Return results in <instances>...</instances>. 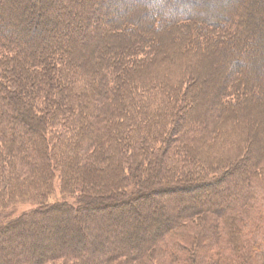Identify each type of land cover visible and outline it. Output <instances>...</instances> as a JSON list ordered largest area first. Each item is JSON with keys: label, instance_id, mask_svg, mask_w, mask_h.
<instances>
[{"label": "trees", "instance_id": "obj_1", "mask_svg": "<svg viewBox=\"0 0 264 264\" xmlns=\"http://www.w3.org/2000/svg\"><path fill=\"white\" fill-rule=\"evenodd\" d=\"M169 1L0 0V245L27 237V225L52 224L46 239L24 246L29 255L12 252L2 264L187 263L179 249L191 240V220L201 210L220 215L218 221L225 224L235 219L221 226L219 235L229 232L228 242L220 239L219 264H226L229 250H237L232 235L239 233L237 220L255 192L249 163L256 155V138L249 128L237 134L242 121L235 113L226 115L264 98V0H174L180 7L192 4L183 9ZM57 25L59 33H52ZM98 41L104 46L98 48ZM212 44L219 45L225 76L209 111L220 120L216 125H226L219 137L231 136L233 142L217 157H205L206 150L198 155L197 148L192 153L177 148L180 141L171 137L203 141L216 133L210 116L196 123L187 117L192 102L187 74L193 66L182 62L192 58L202 66ZM112 168L119 184L91 180L101 173L109 180ZM231 173H236L233 184H221ZM153 181L157 187L145 195L165 196L203 182L212 183L216 194L220 184L234 191L224 200L164 197L170 208L164 211L156 204L159 214L144 224L136 222L137 210L129 201L117 207L127 206L131 224L105 210L115 204L95 202L99 196L137 201L143 186ZM24 204L30 210L15 217V208ZM155 207L146 205V211L154 213ZM100 211L106 215L96 218L106 225L94 235L97 222L78 219V224L71 218L72 213L84 217ZM149 226L154 234L136 240ZM123 227L133 230L132 242L124 243ZM106 232L110 243L103 237Z\"/></svg>", "mask_w": 264, "mask_h": 264}, {"label": "rangeland", "instance_id": "obj_2", "mask_svg": "<svg viewBox=\"0 0 264 264\" xmlns=\"http://www.w3.org/2000/svg\"><path fill=\"white\" fill-rule=\"evenodd\" d=\"M192 1L197 4L204 0H192ZM119 2L120 0H116V3H119ZM137 2L138 0H131V2L129 3L134 4ZM123 3L126 4L128 2L124 1ZM169 3L170 5L174 4L180 7V4L174 3V0H170ZM7 5L10 7L9 3ZM187 6L192 7V4L191 5L182 4L183 8H186ZM182 7L180 8L183 9ZM100 9L102 10H99V12L103 16V13L105 12L104 10L105 7L100 6ZM25 12L26 13L29 12L28 9H26ZM46 16L47 14H45L44 12V17ZM41 20H42L41 22L45 21L44 18ZM58 27L59 25L53 27L52 33H59ZM262 28L264 29V27ZM89 32L91 33V31ZM103 43L104 41H100V42L98 41L97 42V45H99L98 48H101ZM162 49H164V51L168 50L167 47H163ZM172 49L174 48H170V50ZM160 50L161 48L160 49L157 48L158 53ZM217 50H219V45L212 44L211 47L209 48V51H207V55H205L204 59H202L203 60L202 66L200 65V63L197 64L196 62H194L192 58L184 59L182 61V62H186V65L190 64V66H193L192 67L193 71L187 74L191 78L190 82L192 83L190 90L188 92L189 93L188 98L192 100V102H190L189 100L190 103L188 104V107L190 110L187 109V112H186L188 113L187 117L192 123H196V121L202 122L203 120H206L210 116V118L208 119L209 121L211 120L210 122L212 121L214 122L213 125H215L216 133L215 134L208 133L209 131L205 128L206 134L208 133L207 137H205L206 139L208 138L207 143L205 142L206 139L203 141L202 139L195 141V139L191 140L190 139L191 137L184 138L182 136L179 139L174 138L175 135L171 137V139L173 138L175 141H178V140L180 141V143L177 145V148L185 147L190 150L192 148H197L199 149V151L197 152L198 155L202 153L204 150H206L205 157L210 156V155L217 157V155L215 154H218L224 148V146L227 147V144H231V142H233V140H231V136L225 137V138L219 137L218 132H220V130L226 131L225 129L226 125H223V128H222V125H216V123L219 122L220 120H215L217 117L215 115L212 116V113L209 111V109L213 105V102L215 100L218 101L217 98L215 97L216 96L215 92H216V89L220 85V81L222 77L224 78L225 76V65L224 67H223V63L221 65L220 59L217 56ZM154 51L156 52V50ZM171 54L173 56V51H171ZM149 55H151V53ZM189 61L190 63H188ZM200 66L202 67V69L200 68ZM190 74L191 75L193 74L194 78ZM227 98H228V94L226 93V95L222 98V100L225 101L227 100ZM252 104H253L252 106L248 105L247 109H242L241 111L239 110L232 111L226 115L228 116V115H232L235 113V116L239 117V119L242 121L243 125H241L239 129H236L237 134L238 133L240 134V132H242L241 131L242 129L245 132L246 129L249 128V134H251V132L254 131L252 134H254L256 138V144H255L256 155L252 157L253 161L251 160V162L249 163V166L251 165L253 167L251 171L253 173V179H254L253 185H254L255 192L250 196V197H253L251 199L252 201L249 203V206L243 212L242 217H240V221L239 219L237 220V222L239 223L238 225H239L240 230H239V233L237 234L233 233L232 240L234 241L235 245L238 244L237 245L238 248L235 251L233 249L228 251L227 254H230V256L227 258L225 262L226 264H264V150H263V144H262V142H264V98H261V99L259 98L257 101H253ZM185 108L186 107L183 105V107L181 108V111L184 112ZM227 126H230V125H227ZM201 136H199L197 139H199ZM193 137H195V135H193ZM201 145H205V146L201 147ZM190 152L192 153V150ZM252 154L253 153H251V155ZM243 166H246V162H243ZM226 167L227 166H225V168ZM111 174H112V178H110L109 180L107 179V174L105 173L91 175V176H94L92 177L91 180H93L94 178L96 183L98 184L104 183V184H107L108 186L119 184V178H118L119 174L117 173L116 169L112 168ZM235 174L236 173L234 174L231 173L223 177L224 180L222 181L221 184L223 183H229V185L233 184L232 179ZM162 178L166 179L167 177L163 176ZM110 181L111 183H109ZM152 183L153 184L148 183L149 186L148 185L143 186V190H141L142 194L141 196L140 195L138 196L137 201H132V199L126 198V197L118 199L119 198L118 196L114 198H105V197L99 196L98 200H95V202L99 203V205H101L102 207L103 206L105 207L107 205L112 206V204H115L114 208L116 209L109 208L105 210L109 212H113L114 216L118 218L120 222L127 221L129 222V224H131L130 223L131 220H129V218L127 217V216L131 217V212L127 208V206L125 205L123 207H117L120 204L119 203L120 201L122 202L129 201L128 203H130L133 206V209L137 210L136 222L140 221L141 224H144L147 222L148 216L150 215L152 216V214H159L158 208L155 207L156 204H159V206H161V208L164 211H165V208L166 209L170 208L171 203L169 201H165L164 197L175 198L176 196H181L183 199L182 200L183 202H188V201L190 202V200L199 201L208 195L209 198L214 199V200H219V199L224 200L227 197H228L227 199H229V197H231L234 191V188L233 190L230 189L231 187H229V185L228 187H225V185L220 184L219 188L221 189L218 190L217 192L218 194H216V191H213L214 189H212L213 188V185H211L212 183L203 182V183H197L195 185L191 183L186 184L187 186L183 189H180V191H176L177 193H173L175 191H172V190L167 191L165 193L163 192L165 196H157L156 195L157 193L155 195L154 194L145 195V194H148L147 191L149 189L157 187L156 184H154V181ZM96 191H99V192H96L94 194L98 193L102 195L101 190H96ZM104 193H108V191L106 190L104 191ZM151 193H154V192H151ZM172 193L174 195H170ZM146 205L154 206L155 212L151 213L152 212L151 211L149 213L148 211H146ZM29 208L30 206L27 204L19 205L15 208L16 210L15 212H13V214H15V217H17L18 215L22 213V211L30 210ZM106 211L87 212L86 214L88 215H84V217L80 216L79 213H72L71 218H73L74 221H76L75 223H78V224H80L78 222V219L79 221H84V222H91V221L97 222V226H95L94 230H92L93 231L92 235H94L95 233H98L101 227L106 225V222L103 220V218H101L102 220L98 222L99 220H97L96 218L97 214L106 215ZM194 215L195 216L191 220L194 224L190 227L192 233L190 234L189 237L191 240L188 242H185L184 245H187L186 248L185 247L181 248L179 249V251L184 253L183 257L187 259L188 264H219L220 256H218V254H220L221 253L220 251H222L220 249L218 250L220 239H222V241L228 242L227 234L229 232V231L226 232V234L225 232H222V234L219 235V232L221 231L220 230L221 226H230L229 224L230 223L232 224V222L235 219H230L225 224L222 221H218L219 220L218 217L220 215L215 214L217 215L216 217L213 215H208V213L205 212V210L203 211L201 210ZM2 217H3V214H0V219ZM1 223L2 222H0V224ZM90 225L92 226V224ZM91 226H88V228H86V232H88V230H91L90 228ZM211 226H212L211 230L213 231L209 232ZM213 226H214V229H213ZM149 227H147L149 230H146V232L144 233L142 232L143 233L142 235H140L141 233L139 231L138 234L140 233L139 234L140 236L137 235L135 239L137 240L140 237L138 239L139 241L140 240L146 241V238L148 235L151 236L154 234L153 229H152L153 227L152 226H149ZM26 228L28 229H27V233H25V235H27V237H24L25 239L23 238V236H21L20 238L15 237L12 240L10 239V241L8 242H4L3 245H0V249L2 248L5 252V254L0 256V264L4 262V257L7 256L8 254L9 256H11L10 254H13L12 252H15L16 255H21V253H23L24 255L25 254L29 255L28 252H25L24 246L30 245L29 248H32V242H34L36 238L46 239L45 236L48 233H50V230L52 229V224L51 223H48L45 225L41 224L39 225V227H33L32 225H27ZM131 230L132 229H128L126 227H123V229L120 230V233H122L124 237L123 241L126 244H127V241L132 242L131 233L133 232V230L132 231ZM230 231H233V230H230ZM49 235L51 237V235L53 234L51 233ZM28 236H29V239H28ZM103 237L105 238V242L110 243L112 241L110 240L111 236L107 232L103 234ZM52 238H54V236ZM11 262L13 263V261ZM167 263L173 264L170 260L166 259V264ZM187 263H185L184 259L182 260V262H176V259L174 261V264H187ZM47 264H64V263L62 261H56V262L47 263ZM70 264H78V263L74 262ZM114 264H138V263L132 262V261L128 262L122 259V260H117V262Z\"/></svg>", "mask_w": 264, "mask_h": 264}]
</instances>
